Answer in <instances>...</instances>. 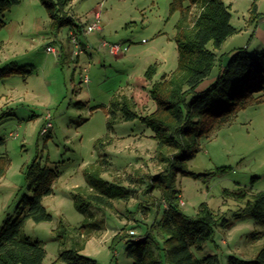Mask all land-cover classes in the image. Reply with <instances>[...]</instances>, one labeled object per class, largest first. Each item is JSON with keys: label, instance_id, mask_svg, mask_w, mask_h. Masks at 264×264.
I'll return each mask as SVG.
<instances>
[{"label": "rangeland", "instance_id": "1", "mask_svg": "<svg viewBox=\"0 0 264 264\" xmlns=\"http://www.w3.org/2000/svg\"><path fill=\"white\" fill-rule=\"evenodd\" d=\"M172 1L73 0L66 11L83 29L94 12L101 9L102 13L101 33H76L79 43L89 50L79 58L74 57L72 28L53 27L39 0H20L2 17L0 70H22L0 79V139L6 140L1 151L10 161L0 180V228L8 218L15 219L22 199L34 196L27 180L31 164L58 172L53 194L43 199L52 220H28L24 226V233L44 246L43 264H64L59 256L72 249L73 243L83 244L79 254L95 264H135L128 254L129 232L134 230L142 239L147 228L164 215L161 193L153 191L146 196V185L137 179L165 169L156 158L154 132L139 118L117 120L109 128L107 108L121 95L135 102L134 110L141 116L155 110L153 83L178 65L174 37L180 15L171 14ZM223 1L231 5V24L237 32L224 44L222 54L239 49L250 55L259 52L262 30L255 35L250 23L254 0ZM257 5L263 16L264 0ZM192 13L194 19L196 8ZM102 40L120 44L123 54L113 56L101 50ZM48 46L55 47L58 55L48 54ZM152 65L156 73L148 80L146 72ZM87 73L89 84L83 83ZM209 85L204 82L199 90ZM48 112L53 127L43 135ZM100 140L102 146L98 145ZM195 149L194 157L183 166L192 175L179 173L176 178L180 209L194 217L206 204L217 219L213 239L202 251L194 250L195 256L203 259L216 255L221 264H227L232 256L254 260L264 242L254 241L252 234L263 228L250 214H243L245 201L229 198L224 192H264V102L232 115L228 122L201 137ZM89 171L99 173L96 185L120 184L132 198L115 201L114 209L81 212L73 194L87 185ZM139 204L150 211H138ZM61 224L68 230L65 246L58 237ZM124 227L128 237L115 241Z\"/></svg>", "mask_w": 264, "mask_h": 264}, {"label": "trees", "instance_id": "2", "mask_svg": "<svg viewBox=\"0 0 264 264\" xmlns=\"http://www.w3.org/2000/svg\"><path fill=\"white\" fill-rule=\"evenodd\" d=\"M39 1L49 13L53 27L69 26L71 32L82 34L83 26L66 11L73 0ZM258 1L253 2L252 16L257 11ZM19 2L0 0V29L4 26L3 15ZM170 6L172 15H180L174 37L178 65L170 75H164L153 83L151 98L156 105L155 110L141 116L134 110L135 102L121 95L114 97L107 108L109 128L117 120L139 118L154 132L156 158L165 167L156 175L137 177L139 183L146 185L143 193L147 196L153 191L160 192L167 208L162 219L148 227L142 239L130 237L128 254L135 264H221L216 255L203 259L195 256L194 250L202 251L203 245L213 239L217 219L206 204L194 217L184 214L180 209L181 194L176 189V178L179 173L192 175L183 166L194 157L197 152L195 146L201 137L228 122L240 110L264 102V50L253 55L245 49L218 55L217 51L237 32L231 24V5L223 0H173ZM194 8L197 14L192 19ZM227 57L230 58L224 63ZM21 70L17 67L0 70V79L20 74ZM154 73L156 66L152 65L146 72L147 79L151 80ZM209 79L214 81L199 90ZM5 144L6 140L0 139V180L10 165L7 155L1 151ZM98 145L102 146L103 142L98 141ZM98 174L97 171L86 173L87 185L78 187L73 194L75 206L83 213L114 209L115 201L127 202L132 198L131 192L120 184L96 185ZM59 177L60 174L48 166L42 167L36 162L29 166L27 180L34 196L22 199L16 208L15 219L8 218L0 228V264H43L45 248L24 233V226L28 220L37 223L52 220L43 199L53 194V186ZM224 194L245 201L241 211L250 214L263 228L252 234L253 240L264 242V192L250 194L246 189H238L234 192L226 190ZM153 206H157L156 202ZM142 209L150 211V208L139 204L138 211ZM126 228L122 229L123 233L115 235V241L128 237ZM67 236L68 230L61 224L58 237L62 246L66 245ZM83 249V244L73 243L72 249L60 254L59 261L64 264H95L79 254ZM227 264H264V244L254 260L232 256Z\"/></svg>", "mask_w": 264, "mask_h": 264}, {"label": "built area", "instance_id": "3", "mask_svg": "<svg viewBox=\"0 0 264 264\" xmlns=\"http://www.w3.org/2000/svg\"><path fill=\"white\" fill-rule=\"evenodd\" d=\"M102 31H103V24H102L101 9H98L90 17L88 24L86 25V28L83 29L82 35L87 36L91 33H94V32L101 33ZM70 39L73 43L74 50H75L74 57L79 58V56L83 52H85L88 49V47H84L79 43L78 38L74 32L70 33ZM100 49L104 50V51H108V53L113 55V56H120L124 52V49L120 44H111L105 40L101 41ZM57 52L58 51L55 49V47H52V46L47 47V53L48 54H52L54 56H57L58 55ZM89 82H90V79H89L88 73H87L86 75L83 76V83L89 84ZM44 118H45L46 123H45V125L41 131V134H43V135L48 133L50 131V129H52V127H53L52 114L50 112H48ZM11 136L15 137V138L17 137L16 134H11ZM180 203H182L181 198H180ZM164 206H165V208H167L166 204ZM129 234L132 237H136V239H141L140 235H138L134 230L130 231Z\"/></svg>", "mask_w": 264, "mask_h": 264}, {"label": "crops", "instance_id": "4", "mask_svg": "<svg viewBox=\"0 0 264 264\" xmlns=\"http://www.w3.org/2000/svg\"><path fill=\"white\" fill-rule=\"evenodd\" d=\"M260 1V0H259ZM258 1V2H259ZM257 2V3H258ZM101 16H102V13H101ZM250 23H252V25L254 26V29H255V32H254V34L256 35V34H259L260 32H261V30H262V36H261V39H260V41H261V44H262V46H260L261 48H259L260 50L259 51H262V50H264V15L263 16H261V12H259V7H258V5H257V11H256V13H255V15L254 16H252L251 15V17H250ZM261 23H262V26H261ZM261 27V28H260ZM231 38V37H230ZM258 38V37H257ZM229 39H227V41H228ZM226 41V42H227ZM225 42V43H226ZM253 42V41H252ZM224 43V44H225ZM224 44L222 45V47L224 46ZM222 47L217 51V53H218V55L219 56H221L222 55ZM89 50L87 49L86 50V52H88ZM224 54H229V52H224ZM90 55V54H89ZM228 58L229 57H227L226 59H225V61H224V63H226L227 61H228ZM171 74V73H170ZM170 74H165V75H170ZM217 74V72L215 73V74H213L214 76ZM214 81V79H209V80H206L205 81V83H208L209 82V84H211L212 82ZM203 89H205V87L203 88ZM203 89H201V90H203Z\"/></svg>", "mask_w": 264, "mask_h": 264}]
</instances>
